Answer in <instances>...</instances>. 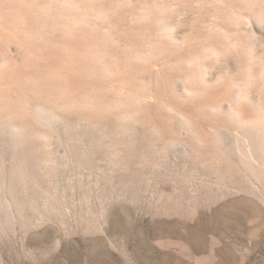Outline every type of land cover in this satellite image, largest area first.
I'll list each match as a JSON object with an SVG mask.
<instances>
[{"label":"rangeland","instance_id":"obj_1","mask_svg":"<svg viewBox=\"0 0 264 264\" xmlns=\"http://www.w3.org/2000/svg\"><path fill=\"white\" fill-rule=\"evenodd\" d=\"M13 1L0 0V13ZM77 1V9L62 6L64 18L80 19L95 34H105L109 46L153 61L148 39H160L164 53L198 51L202 58L191 67L165 66L162 72L151 62L140 69L128 65L123 80L128 90H152L160 98L130 99L134 107L147 106L142 115L150 116L156 128L120 117L96 151L92 130L73 112L71 162L65 142L55 137L62 127L51 129L53 176L39 177L33 193L18 197L20 212L0 211V264H264V131L248 136L236 124L239 117L249 121L257 115L264 123V0H257L263 11L253 19L240 15L253 0H97L112 7L110 15L92 9L95 0ZM128 10L132 16H125ZM147 17L153 19L151 31ZM44 27L48 40L66 36L57 25ZM207 41L216 52L208 51ZM30 61L13 37L0 38V72L9 69L24 78L34 68ZM52 66L55 73L78 80L57 63ZM37 67L34 76H44V67ZM185 69L191 81L180 76ZM189 85L199 89L185 101ZM103 96L104 103L117 99L110 90ZM163 97L179 106L166 107ZM111 137L122 161L115 167L108 160ZM244 148L260 173L242 163Z\"/></svg>","mask_w":264,"mask_h":264},{"label":"bare ground","instance_id":"obj_2","mask_svg":"<svg viewBox=\"0 0 264 264\" xmlns=\"http://www.w3.org/2000/svg\"><path fill=\"white\" fill-rule=\"evenodd\" d=\"M76 1L74 0L73 2V1L65 0L63 2H60V0H49V3L46 4L45 2H39V0H34L32 2H27L26 0H14L13 4L10 3L9 6L3 8L5 13H0V38H5L9 36H11V38L13 37V39H15L17 43L20 44L25 50V56L31 58V60L33 61L32 67H34L29 72H25L23 74L24 78L20 77L19 74L17 73L8 71L9 69L0 72V211H11L15 213L20 212L23 208V204L17 200L19 199L18 197L28 196L31 193H33V190L38 185L39 177L50 180L51 176H53L52 173L55 167V160L53 159V151L51 149V145L53 142L52 138L54 134L52 133L51 129L57 125L61 126L62 129L57 130L55 137L60 141L65 142L64 149L66 150L65 153H67V157H66L67 161L71 162L73 160L74 156L72 157V155L67 151L71 144L70 132L72 131L71 129L72 126L74 125L73 123L74 120L72 121V117H71L73 112H77L81 114L80 121L81 119L84 120L85 121L84 123H86L87 127L89 126L90 129L92 130L94 137V145L97 148L96 151H101L102 145L104 144V143L102 144L103 142L102 140L107 135L106 130L111 126L115 130V127H117L116 125L117 120L120 119V117L123 120H132L139 123H148L156 128V124L154 121L150 119L151 118L150 116L143 117L142 115V111H143L142 109L145 108L146 110L147 106L143 108L136 106L134 107L132 106L131 103L134 101H131L130 99L135 100L134 98L137 97V98H142L143 100L148 98L149 100L150 98L152 100L153 98L160 101V98L158 94L156 92H153L152 90L148 91L142 89V91H138V92L137 91L134 92V90L133 91L128 90L127 86L123 81L126 79L125 77H126L128 65L130 66L132 65L134 69L135 68L140 69L145 67L143 66L144 64L146 65L147 63L151 62L152 64L155 65L157 64L159 66L158 68L159 71H161L165 66L170 68H177L180 70L183 64H188L190 67L193 66V62L200 56V53L198 51L188 52V50L186 51L187 53L185 52L184 54H178L177 56L172 55L171 53L173 52H170L171 50L169 51L170 53L169 52L164 53L163 50H165L166 47L164 45V42L158 39L160 36L158 38L156 37V33L153 34L158 40L154 38H153L154 40H152L151 38L150 40L148 39V44L144 42L148 45V52L150 53L148 54L153 57V61L152 60L149 61L146 58L145 54L143 55V53L141 55L134 52L133 53L128 52V50L126 51L123 50L122 48L119 49L112 45L109 46L110 45V43L108 42L109 37L108 38L104 37L103 35L105 34H103L102 36L97 33L95 34L93 28L84 25L82 22H80V19L71 20L69 19L70 17L68 19L64 18V15L62 14L63 10L61 9L62 6H65V4L68 3V6L73 7L72 9L74 8L77 9L79 6L77 3L78 1L77 2ZM244 1L248 2V0H244ZM258 2L257 0H253L252 3L247 5V9H246L247 12L240 15L242 16L244 15L248 19L249 18L253 19V17L261 15L263 11L262 10L263 7ZM91 4H93L91 5V8L98 11L99 14L100 13L101 15L111 14L112 7L110 6L106 7L105 5L97 3V0L93 1ZM242 5L244 4L242 3ZM137 9L139 10V8ZM122 12L123 11H121V13ZM124 12H126V10ZM126 15L132 16L133 14H131L130 12L129 14L126 13L125 16ZM147 18L148 19L146 20L148 21V24H146V26L149 25L151 20L153 21L152 17H147ZM157 18L159 17L157 16ZM129 19L130 17H128V20ZM132 19L134 18L132 17ZM123 22L125 21L123 20ZM136 22L141 23L142 21L137 20ZM46 25H49L50 28L51 27L55 28L57 25L59 29L66 34V36L64 35L63 39H60L59 37L60 40H55V38L54 40L53 39L48 40L47 39L48 37L46 38L44 36L45 34L43 30L45 28L44 26ZM149 27L150 26H148V29L151 28ZM158 28L160 27L158 26ZM127 29L129 30V28ZM161 29L163 28L161 27ZM137 31L136 33L139 32ZM159 31L161 32V30ZM215 32H217V30ZM143 35L145 34L143 33ZM56 38L58 37L56 36ZM207 45H208V41H207ZM199 46L200 45H198V47ZM141 47L144 48L142 43H141ZM170 48L171 47H169L168 49ZM208 51L210 52L214 51V45L209 46ZM149 58L151 57L149 56ZM21 61L23 62L24 60ZM32 61H30V63ZM53 63H57L60 67L67 69L68 73L72 72L73 75L77 76L78 80L74 81L75 79L72 77L70 79H67L65 74H61V72L55 73L52 70L54 69L53 67H55L52 66ZM37 65L39 67L40 66L44 67V72H45L44 76L42 77L34 76V74L38 73V72L37 73L34 72L39 70ZM190 70H192V68H190ZM114 76L118 79L117 80L118 82L116 83L111 81L112 77ZM175 76H179V75H175ZM180 76L184 77V79L189 81H191L192 79L191 72L187 71L186 69L184 70V72H182ZM20 78H22L23 80H20ZM132 87L136 88L135 85ZM139 87L141 88V86ZM105 90H110L111 92H114L117 99L115 100L111 99L110 102L104 103L103 98L105 96H103V93ZM196 90L194 86L189 85L188 88L186 89L187 97L185 98V101L192 99L193 96L195 95ZM163 92L166 93L167 91H163ZM167 96L165 95V97ZM165 97L163 98L165 99ZM167 99L164 100V105L169 106V108L171 107L170 109H172V107L176 109L175 106L177 107L179 106L177 105V103L175 105L173 101H169ZM201 99L203 98L201 97ZM206 103L208 102L206 101ZM191 107L193 108V106ZM153 115L155 116V113ZM77 116H75V118ZM261 117L262 116L257 115L254 119L249 121L248 120L242 121V119H240L239 117L238 122L236 123L238 124L237 127L238 129L243 130V132L244 131L247 132L248 136L252 134L254 135V133L258 134L259 131H264V123L260 121L263 119V118L261 119ZM188 118L190 119L191 117ZM248 139L246 138V141ZM206 140H207L206 142H210L208 141L209 140L208 138H206ZM117 143H118L117 140L111 137L112 148L108 153V160L109 163L112 165V167L118 166V164L122 162L120 157V152L117 148ZM256 144L260 145L261 141H257ZM87 146H89V144ZM249 146H247V148ZM251 146L253 147V145ZM80 156H81V162H84L85 156L82 154ZM241 156H240L241 161L246 167L256 171L257 173L259 172L258 170H256V168L253 165V156L250 153H248L247 150H245V148L242 149ZM211 159L212 162L214 163V155L213 158ZM45 193H49L48 188L46 189Z\"/></svg>","mask_w":264,"mask_h":264}]
</instances>
